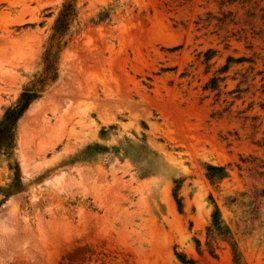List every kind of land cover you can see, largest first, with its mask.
I'll list each match as a JSON object with an SVG mask.
<instances>
[{
	"label": "rangeland",
	"instance_id": "1",
	"mask_svg": "<svg viewBox=\"0 0 264 264\" xmlns=\"http://www.w3.org/2000/svg\"><path fill=\"white\" fill-rule=\"evenodd\" d=\"M63 1L0 0V119ZM222 1L76 0L59 77L18 120L24 188L6 198L0 154V264H234L207 237L212 200L241 264H264L263 10Z\"/></svg>",
	"mask_w": 264,
	"mask_h": 264
},
{
	"label": "trees",
	"instance_id": "2",
	"mask_svg": "<svg viewBox=\"0 0 264 264\" xmlns=\"http://www.w3.org/2000/svg\"><path fill=\"white\" fill-rule=\"evenodd\" d=\"M222 5L225 3L240 4L242 8L246 6V12L255 13L256 8L263 10L262 7H258V4L254 0H226L222 1ZM250 9L252 11H250ZM221 17L217 18V24L220 26L236 24L233 12L228 10L226 12L222 11ZM78 16V8L76 5V0H64L59 8L57 16L50 28V33L45 41L43 46V51L40 56L41 69L33 75V77L28 80L22 87V90L15 101L14 104L8 106L1 119H0V154L5 155L8 160H10L9 167L13 170V181L11 188H15L14 191H10L4 194V197H8L11 194L23 191V181L21 180V172L17 159L15 158V150L17 148L16 144V129L18 120L23 116L24 112L29 108V106L42 97L43 93L58 79L59 77V57L62 49L66 46L70 36L72 35V26L76 21ZM255 17V15H254ZM207 24H209V20ZM201 26H206L204 20L201 17L196 24L201 23ZM216 79V77H211L210 81ZM104 131V128H103ZM206 176L209 180H222L227 176L226 167L223 165H213L205 164ZM174 198L177 204V207L180 209L182 207L181 199L178 197V194H174ZM213 202V211L211 213L210 224L206 227L207 237L213 235L221 237L223 240H226L230 245L231 252L233 255V263L241 264L239 252L237 250L236 242L233 239L232 232L230 227L222 219V214L217 203ZM196 243V248L200 249V241L197 238H194ZM212 256H216L213 249L209 250ZM176 258L184 264H193L194 259L187 257L186 254L179 251H174Z\"/></svg>",
	"mask_w": 264,
	"mask_h": 264
}]
</instances>
